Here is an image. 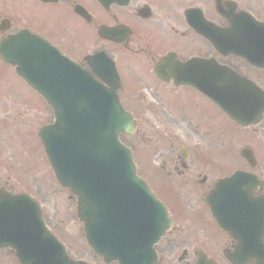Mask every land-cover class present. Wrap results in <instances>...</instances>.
Masks as SVG:
<instances>
[{
    "label": "flooded vegetation",
    "instance_id": "1",
    "mask_svg": "<svg viewBox=\"0 0 264 264\" xmlns=\"http://www.w3.org/2000/svg\"><path fill=\"white\" fill-rule=\"evenodd\" d=\"M15 2L12 5L9 0H0V43L28 32L49 42L98 80L99 75L107 79L113 73L119 76L121 88L115 90L136 123L133 140L127 146L139 176L172 219L171 230L155 246L156 264H237L232 256H236L238 241L220 226L206 199L215 194L214 210L224 217L223 198L231 195V190L247 188L245 183L220 186L236 173L256 178L253 199L264 196V116L256 130L241 129L204 93L215 86L216 76L221 75L215 72L218 68L227 70L229 77L233 72L253 82L264 92V69L258 64L264 63V0ZM94 57L97 59L92 60ZM1 66L5 68L0 69L5 97L14 96L20 111L27 116L39 109L51 110L0 57ZM5 71L22 88L10 87ZM0 105L8 110L1 93ZM24 113L19 114L21 121L0 120L9 127L7 135L0 131V204L6 202L1 198L7 194L27 195L42 202L40 179H33L30 169H39V132L53 122L54 115L35 135L34 122L24 118ZM145 113L147 119L143 118ZM139 120L151 126L160 123L165 133V138L156 132L148 137L165 147L162 152L151 153L152 159L147 153L141 154L149 157L148 163L136 157L135 150L141 145L134 139L140 133ZM234 142L243 145L238 156L228 155ZM243 152L254 160L249 163ZM229 161L234 163L231 168ZM159 173L169 178L166 184L170 192L157 182ZM45 224L55 234L46 216ZM232 225L244 229L245 235L254 234L258 228L255 222ZM9 229L14 226L0 222V264H23L14 247L25 253L34 251L26 237L34 236V228L29 227L26 235ZM66 248L71 257L70 248ZM91 258L97 260L89 264H108L93 253ZM239 264L264 262L246 256Z\"/></svg>",
    "mask_w": 264,
    "mask_h": 264
},
{
    "label": "water",
    "instance_id": "2",
    "mask_svg": "<svg viewBox=\"0 0 264 264\" xmlns=\"http://www.w3.org/2000/svg\"><path fill=\"white\" fill-rule=\"evenodd\" d=\"M0 51L56 109L57 123L44 132V143L59 181L79 198V216L91 246L101 254L125 257L135 248L125 241L144 232L143 224L148 231L150 224L156 225L154 232L162 231L164 211L146 202L152 197L119 142L120 133H132L133 123L116 95L86 76L69 74L75 66L37 38L20 35L3 43ZM45 255L40 254L39 264ZM51 255L48 264H64Z\"/></svg>",
    "mask_w": 264,
    "mask_h": 264
},
{
    "label": "rangeland",
    "instance_id": "3",
    "mask_svg": "<svg viewBox=\"0 0 264 264\" xmlns=\"http://www.w3.org/2000/svg\"><path fill=\"white\" fill-rule=\"evenodd\" d=\"M9 1L12 5H16L15 0H9ZM51 24L53 25L52 22ZM0 69H5V68L1 66ZM5 77L8 78L6 76V71H5ZM7 81H8V85L12 88H16V89L22 88V85L16 79L12 80L8 78ZM2 86L3 85L0 79L1 99L8 110L3 109V107L0 105V120L4 118H9L11 120L16 119L18 121L23 120L19 118L21 117L19 114L21 112L24 113V111H20L19 109L20 106L17 104V100L14 98V96L9 98L5 97L4 88H2ZM11 108H15L16 110H9ZM140 114H142V112ZM25 116H26V112L24 113V118H30L33 120L35 126L34 128L35 135H37L39 128L42 125H44L49 120L51 121L52 119V113L48 109H39L36 110L35 112L28 114L26 117ZM143 118L147 119V113L144 114ZM138 127L140 133L137 137L134 138L141 143V145L135 150L137 160L139 157H143L142 155H145L146 153L152 159V154H154L155 152H162L165 147L162 146L157 141L152 140L148 137L155 136V132H156V133H162L163 137L165 138L163 127L161 126L160 123H158V125L151 126L150 124H147L144 120H139ZM8 128L9 127L6 128L2 123H0V131H2L4 135L8 134ZM222 136L223 135L221 134V137ZM143 139H145V141H143ZM230 139H227V141H229ZM132 140L133 139L131 137L123 138V142L129 146ZM242 147L243 145L241 143L234 142L233 147L229 151L228 155L236 154L238 156L239 151ZM13 157L15 158V156ZM149 157H143L147 163ZM22 161H25V158H23ZM41 162H45L43 163L44 165L43 164L41 165ZM229 163H230L229 168H231L234 165V163L233 161H229ZM29 165L31 167V164ZM30 167L27 166V168ZM39 167L40 169L31 168L30 172H32L31 176L33 177V179L38 180L37 177L40 178V180H38L39 199L42 200L44 210L46 212L45 216L48 218V220L54 227L53 229L55 230L57 235H59L66 242L67 245L69 244L68 246L70 248V251L75 257H83L85 260H87L86 258H90L89 263H95L97 259L91 258L92 253L89 250L86 241L84 239L83 226L80 225V222L78 221L76 198L73 197V195L67 189L62 188L59 185L41 149L39 153ZM172 178H174V176H172ZM168 179L169 178L166 175L159 173L157 182L159 184L162 183L163 187L166 188V191L170 192L168 188V184H166V181Z\"/></svg>",
    "mask_w": 264,
    "mask_h": 264
}]
</instances>
